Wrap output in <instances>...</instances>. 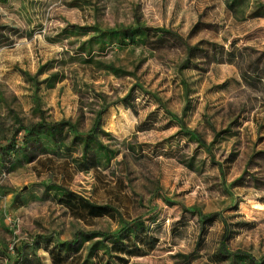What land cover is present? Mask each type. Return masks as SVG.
<instances>
[{"label": "rangeland", "instance_id": "rangeland-1", "mask_svg": "<svg viewBox=\"0 0 264 264\" xmlns=\"http://www.w3.org/2000/svg\"><path fill=\"white\" fill-rule=\"evenodd\" d=\"M226 1H0V147L20 144L16 130L40 118L87 133L104 110L99 127L114 139L97 137L119 151L108 168L78 172L50 156L0 175V264H52L48 246L76 239L80 252L90 232L137 216L157 242L130 263L182 264L181 254L227 264L210 258L222 220L229 252L264 257V16L251 14L264 0H241L235 13ZM136 22L149 28L143 44L81 50L93 28ZM49 179L114 218L78 221L40 201ZM190 208L214 220L202 230Z\"/></svg>", "mask_w": 264, "mask_h": 264}, {"label": "trees", "instance_id": "trees-1", "mask_svg": "<svg viewBox=\"0 0 264 264\" xmlns=\"http://www.w3.org/2000/svg\"><path fill=\"white\" fill-rule=\"evenodd\" d=\"M1 2L4 0H0ZM241 0H227L226 7L235 13L236 6ZM253 16H264V4L255 6L251 12ZM74 29L86 30L81 27L70 25L67 32H74ZM149 28L139 24L127 27H116L113 29L93 28L94 35L89 37L86 43L81 45V50L88 54L91 53V44L94 41L98 48L102 49L105 44H127L141 45L145 42ZM157 31H162L156 29ZM260 59V57H259ZM258 60V59H257ZM257 60L252 62L254 71L258 74L259 65ZM241 79L247 85L246 73L241 72ZM124 107L129 108L127 105ZM104 110L95 113L91 129L87 133H77L75 127L68 121L48 122L44 118L28 126H22L16 130L17 135L22 129L25 134L20 144H8L0 147V175L8 174L16 164L22 165L39 161L41 157L45 160L54 156L65 159L62 164L64 167H72L78 172H88L96 168H108L111 159L119 151L114 150L110 145L102 142L97 134L106 136L113 141L114 136L100 129L101 119ZM142 125V124H141ZM142 126H137L141 129ZM193 131H186L189 139L195 140ZM232 161V160H230ZM72 165V166H71ZM43 190L39 195L40 201H48L62 207L64 211L73 219L78 221H89L93 218L108 216L114 218L116 209L110 205H98L79 198L71 192L69 188L54 179L45 180L41 183ZM15 196H19L16 194ZM190 215L197 218L200 228L203 230L204 223L214 220V215L204 217L203 214L194 209H187ZM156 215V213H154ZM156 216H152V222ZM223 232L220 236L217 249L210 255L216 263L227 264H264V257L257 258L244 252H229L226 247L228 240L229 226L225 220ZM119 228L113 233L90 232L84 238L90 245L78 252V248H71L76 239L71 243H57L48 246L47 253L52 264H65L69 259L71 264H134L130 263L133 256L145 255L153 248L157 238L149 234V225H145L144 217L137 216L122 221ZM201 237V236H200ZM199 242V241H198ZM49 243V242H48ZM148 245L146 247L145 245ZM178 257L185 258L182 264L189 262V255L176 254ZM23 261L27 264H39L33 257H25Z\"/></svg>", "mask_w": 264, "mask_h": 264}]
</instances>
